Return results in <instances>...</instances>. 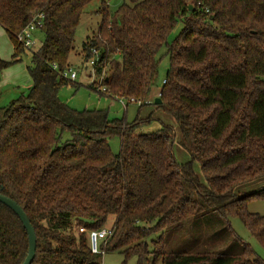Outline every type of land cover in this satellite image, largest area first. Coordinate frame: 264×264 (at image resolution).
I'll use <instances>...</instances> for the list:
<instances>
[{
	"label": "trees",
	"instance_id": "16d2710c",
	"mask_svg": "<svg viewBox=\"0 0 264 264\" xmlns=\"http://www.w3.org/2000/svg\"><path fill=\"white\" fill-rule=\"evenodd\" d=\"M93 1L0 0V25L16 50L11 62L0 60V70L27 50L16 35L36 14L44 16V40L27 67L29 94L0 107V193L20 204L35 228L32 264H102L113 251L126 260L137 256L138 264H264L231 225L238 217L264 247V214L248 209L250 201L264 200V186L236 191L264 177V0H125L115 12L101 0L102 21L83 42L82 58L99 51L94 69L105 73L109 96L147 100L166 47L170 67L161 103L153 100L179 124L180 144L192 157L184 164L174 157L171 125L143 133L152 115L129 123L60 98L63 87L77 85L61 72L72 65L76 31ZM112 136L120 138L118 153ZM209 212L241 242L238 250H167V229ZM111 217L114 235L94 253L88 232ZM28 251L27 230L0 202V264H22Z\"/></svg>",
	"mask_w": 264,
	"mask_h": 264
},
{
	"label": "rangeland",
	"instance_id": "374dc122",
	"mask_svg": "<svg viewBox=\"0 0 264 264\" xmlns=\"http://www.w3.org/2000/svg\"><path fill=\"white\" fill-rule=\"evenodd\" d=\"M110 8L111 12H115L125 0H104ZM102 6L101 0H95L85 7V12L82 16L79 27L76 31L75 51L71 55L70 62L72 67L77 70L78 77L74 80L77 85H68L60 90V98L68 103L71 107L78 110L84 109H104L108 112L111 119H125L127 122H133L139 116L141 119L148 118L152 115L153 120L148 125L139 129L143 133H155L159 131L163 125H171L176 133L175 143L173 145V154L176 161L184 164L192 160L189 152L180 144L179 124L172 115L166 113L162 109H158L153 98L158 97V92L163 86V82L170 67L169 56L166 54V47L162 48L158 54L160 60L158 76L155 81L153 91L149 96L151 104L144 105L140 108L139 105L130 103L127 109L121 104V100L113 98L107 93L102 94L97 89L89 87L92 80L98 77L96 70L90 66L87 60L84 61L81 55L83 42L93 32H97L99 24L102 21L101 14L97 13ZM183 27L182 22H179L172 30L168 41L172 42L180 33ZM44 32L37 30L33 33L36 40L35 51H37L44 40ZM16 53L14 43L11 40L7 31L0 25V60L11 62ZM33 51L25 50L18 54L19 61L10 64L8 67L0 70V79L3 82V77L6 84L0 85V91L3 92L0 97V107L9 105L13 100L21 95L27 96L29 88L32 86V77L28 71V66L32 61ZM115 60H120L117 55ZM19 93H15L16 91ZM154 95V96H153ZM70 135L66 134L65 138ZM110 147L114 153L120 151V138L112 136L108 139ZM194 171L204 181V175L201 165L193 162ZM264 186V177L254 181L243 183L236 187V191L240 194L250 193ZM248 209L251 212L264 214V200H252L248 204ZM114 217L104 226H112ZM231 225L240 241L249 243L252 249L264 259V247L250 233L243 222L238 217H231ZM225 225L220 220L215 212H209L204 216H195L188 222L179 225L178 227L167 229L165 236L167 239L168 251H214V252H234L238 250L242 244L234 239V236L225 231ZM162 232L153 233L148 238L149 248H152V242L159 238ZM102 244V241H100ZM102 264H138L137 256L125 259L121 251L107 252L103 255Z\"/></svg>",
	"mask_w": 264,
	"mask_h": 264
},
{
	"label": "built area",
	"instance_id": "2783aa9c",
	"mask_svg": "<svg viewBox=\"0 0 264 264\" xmlns=\"http://www.w3.org/2000/svg\"><path fill=\"white\" fill-rule=\"evenodd\" d=\"M44 16L43 14H36L31 21L23 28L21 32H19L16 35V38L19 43H21L27 50L35 51L36 47V40L33 37V33L40 28H42L44 22H43ZM99 60V51L95 48L92 49L91 56L87 60L89 62L90 66L95 68L97 65V62ZM54 68L57 69V66L55 65ZM61 76H63L66 79H69L71 81H74L78 77V72L76 69H74L72 66L67 68V70L61 72ZM98 77L94 78L91 83L98 82V87L96 88L99 90L102 94L108 92V88L103 85V80L105 77V73L97 75ZM119 100H121V104L124 106L125 109H127L128 105L130 103L137 104L139 106H144L151 104V100L148 98L147 100L137 99L134 97H125L120 96L116 97ZM80 231H84L83 228L80 229ZM114 227H103L101 229L96 230H90L89 233V240H90V246L91 250L94 253H101L103 252L102 247L105 245V243L114 235ZM100 241H102V244H100Z\"/></svg>",
	"mask_w": 264,
	"mask_h": 264
},
{
	"label": "water",
	"instance_id": "95a60500",
	"mask_svg": "<svg viewBox=\"0 0 264 264\" xmlns=\"http://www.w3.org/2000/svg\"><path fill=\"white\" fill-rule=\"evenodd\" d=\"M193 9H194V3L192 2L189 4V10H193ZM107 80L108 78H106V81ZM155 103L156 104L161 103V99L159 97L156 98ZM0 202L6 205L7 207H9L11 210H13V212L19 217L23 226L27 230L28 238H29V251L27 257L25 258L22 264H32L36 256V249H37V237L34 226L29 220V217L24 211L23 207L15 200L0 193Z\"/></svg>",
	"mask_w": 264,
	"mask_h": 264
},
{
	"label": "crops",
	"instance_id": "0c3cea01",
	"mask_svg": "<svg viewBox=\"0 0 264 264\" xmlns=\"http://www.w3.org/2000/svg\"><path fill=\"white\" fill-rule=\"evenodd\" d=\"M2 83H5V84H6V80L4 79V77H3V82H2L1 79H0V85H1ZM32 83H33V81H32ZM15 93H19V91L17 90ZM2 94H3V92L0 91V97H2V96H1ZM153 96H154V95H153Z\"/></svg>",
	"mask_w": 264,
	"mask_h": 264
}]
</instances>
